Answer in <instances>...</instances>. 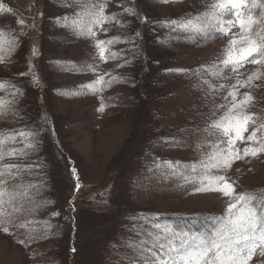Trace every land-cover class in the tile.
I'll return each instance as SVG.
<instances>
[{"label":"rangeland","instance_id":"374dc122","mask_svg":"<svg viewBox=\"0 0 264 264\" xmlns=\"http://www.w3.org/2000/svg\"><path fill=\"white\" fill-rule=\"evenodd\" d=\"M215 2L0 0L12 10L0 11V133L15 136L3 151L26 153L5 155L0 165L25 167L9 181V191L27 188L36 203L47 202L32 211L28 197L16 201L22 205L17 223L28 226L0 225V264H140V244L163 234L156 224L179 231L182 219L210 216L219 225L234 201L219 191H195L200 185L184 180L195 175L190 169L167 166L168 161L199 162L216 144V136L206 129L223 112L210 117L205 100L197 103L194 91L201 88L196 87L200 77L211 79L205 66L216 64V70H222L218 61L233 34L240 40L241 30L237 22L204 48L197 39L177 44L174 26L165 21L189 13L192 17L186 21L195 20L198 14L210 13ZM99 5H106L104 14H116V20L104 23L107 31L94 28L97 39L120 38L107 46L105 60L95 41L79 35L72 25L74 20L86 23ZM255 10L253 19L259 21L264 9ZM262 28L264 22L252 26L251 38L258 43L256 33ZM111 53L117 57L110 58ZM257 71L264 74L263 67L253 63L238 70L241 80ZM99 77L120 79L93 92L89 85ZM252 86L239 88L237 99L245 92L253 97L246 113L258 126L264 123V86L255 91L258 97ZM252 130L249 124L244 135ZM20 131L38 133L34 150L25 148ZM213 174L235 182L236 193L260 195L264 153L234 160L226 173ZM3 226L9 227L8 233ZM249 264H264L259 248Z\"/></svg>","mask_w":264,"mask_h":264},{"label":"snow or ice","instance_id":"6c2138e0","mask_svg":"<svg viewBox=\"0 0 264 264\" xmlns=\"http://www.w3.org/2000/svg\"><path fill=\"white\" fill-rule=\"evenodd\" d=\"M105 7L106 5L94 6L86 23L80 20L72 22L79 35L91 37L95 41L101 60L109 58L105 57V52L108 50L107 46L118 43L120 40L119 37L107 41L99 40L96 37L94 28L107 31L103 28L104 23L116 20V14L111 16L104 14ZM257 7L264 9V3L259 2V0H251V6H249L248 0H216L211 6L210 13L198 14L195 20L188 19L181 23H177L176 20L165 21L170 27L174 26V30L179 28L184 31L199 33L205 37L211 32L213 33L212 38L216 33L227 34L238 22L241 37L238 41L233 34V39L229 41L224 50L223 58L218 61L219 65H222V70L217 71L216 64L211 67L205 66L211 75L217 79L226 78L223 72L225 69L236 74L234 77L235 84L219 85L221 90L227 88V96L224 97L226 103L213 104L212 106L213 116L218 112H223V115L214 119L209 129H206V131L211 130L212 134L216 136V144L212 145V151L205 153L199 162L188 165H184L180 161H176L175 164L172 161L167 162L168 167H185L195 174L191 178L184 177L186 183H198L200 185L195 188V191H219L234 202L228 204L226 216L220 218L219 225L210 234L189 233L182 229L175 231L170 224L163 226L156 224L154 226L156 229L163 228V234L156 233L150 240H145L140 244L136 252L140 264H249V261L256 254L257 248L260 249V255L264 256V193L260 195L236 193L235 182H229L226 175L213 174V170H216L217 173H226L234 160L249 156L256 157L264 153V124L257 126L253 116L246 113L253 97L245 92L242 99H237V96L240 95L239 88L251 87L254 80L261 79L264 75L257 71L249 75L246 80H241L238 72L245 63H259L264 67V34H262L264 28L256 33L259 43L251 38L252 26L264 22V11L261 12L259 21L253 19L252 12ZM0 11L11 12L12 10L4 8L0 4ZM125 11L138 15L134 9H125ZM226 16H231L234 19L230 18L221 23L220 18ZM19 23L23 24V21L21 20ZM3 36L4 33L0 30V42H2ZM136 37H139L138 32ZM16 43L17 41L13 39L10 46L14 48ZM243 45L248 46L244 47ZM37 54L38 50L34 47L33 55ZM256 56L260 57V60L255 59ZM116 57V53L110 54V58L115 59ZM248 57L253 58L248 59ZM177 71L187 70L177 69ZM29 75H33L34 83L38 82L34 70H31ZM118 79L120 78L113 77L111 80L104 81L103 77H99L89 87L95 92L99 90L97 86L105 84L111 86ZM204 83L209 84V88L214 90L215 86L211 85L209 81H204ZM2 86L0 85V87ZM229 97L231 98L230 102ZM100 110H103V106ZM249 124L253 125V130L245 136L244 133L248 132ZM258 132L261 134L259 138L257 137ZM17 134L24 138L25 148L34 150L39 143L36 132L20 131ZM7 141H15V136L0 133V161L4 159L5 155H26L23 150L18 152L15 149L4 153L3 148ZM248 142H251L248 147L240 148V144ZM24 170L25 167L19 164L0 165V225L11 224L20 228L28 226L27 223H17L18 216L22 212V205L18 206L16 203L18 199L28 197L29 203L33 205L32 211L47 203L46 201L36 203L33 197L28 196L27 188L22 192L15 189L9 191V181L14 180ZM31 187L35 186H28V188ZM53 215H59V213H53ZM2 230L8 233L9 227L3 226ZM19 242L25 243L24 240Z\"/></svg>","mask_w":264,"mask_h":264},{"label":"trees","instance_id":"16d2710c","mask_svg":"<svg viewBox=\"0 0 264 264\" xmlns=\"http://www.w3.org/2000/svg\"><path fill=\"white\" fill-rule=\"evenodd\" d=\"M248 3L251 6V0H248ZM257 12L254 10L252 12V16H256ZM191 18L192 13H189L186 17L183 19L177 18V23H181L186 21V18ZM226 18H232L231 16H226ZM169 25V24H167ZM174 33H177V44H192L193 39H197L198 45H201L202 47H206L208 44L212 43L213 41H218L220 38H222L223 34L216 33L214 38L213 33H209L207 37L203 35L195 36L193 35L190 31H184L179 28H175L173 30ZM167 39V36L165 38ZM255 55V54H254ZM253 57H250L252 59ZM255 59L260 60V57L256 56ZM255 65L259 63H253ZM261 65V64H259ZM264 69V67H263ZM235 73H232L229 70H224V76L226 77L225 79H217L213 77L211 74L209 76L211 77L209 83H213L212 85L215 86L214 90L209 88V84H205L204 81H207L205 77H200L196 83V87H201L199 91L195 89L194 94L197 96V103H202L205 100V107H207L210 111V117H216L219 115L221 112H218L215 116H213V104H224L226 101L224 100V97L227 96V88L224 90H221L219 88V85L224 84V85H232L235 83ZM264 86V76L261 77V79L254 80L252 90L258 91L261 89V87ZM255 95L258 97V94L255 93ZM223 99V100H222ZM257 134L260 135L258 132ZM181 227L184 231H187L189 233H211L214 228L217 227L216 224H213V220L210 219V216L208 217H200V218H185L181 220Z\"/></svg>","mask_w":264,"mask_h":264}]
</instances>
